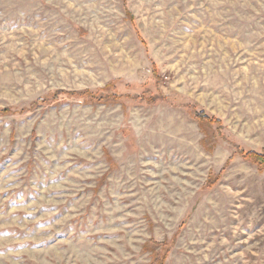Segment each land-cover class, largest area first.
<instances>
[{"label": "rangeland", "instance_id": "374dc122", "mask_svg": "<svg viewBox=\"0 0 264 264\" xmlns=\"http://www.w3.org/2000/svg\"><path fill=\"white\" fill-rule=\"evenodd\" d=\"M250 152L264 0H0V264H264Z\"/></svg>", "mask_w": 264, "mask_h": 264}, {"label": "trees", "instance_id": "16d2710c", "mask_svg": "<svg viewBox=\"0 0 264 264\" xmlns=\"http://www.w3.org/2000/svg\"><path fill=\"white\" fill-rule=\"evenodd\" d=\"M215 121L218 122V120H215ZM242 156L244 158L251 159L258 164L264 165V155L263 154H256V153L250 152L248 154H242ZM146 250L152 251V260L150 264H162L161 263L162 260L161 261L159 260V256L157 253H155L152 249H148L147 247H146Z\"/></svg>", "mask_w": 264, "mask_h": 264}]
</instances>
